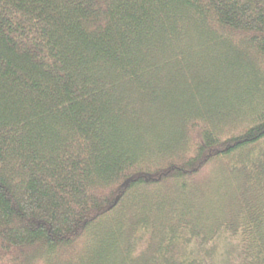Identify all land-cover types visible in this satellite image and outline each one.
I'll list each match as a JSON object with an SVG mask.
<instances>
[{
  "label": "trees",
  "instance_id": "obj_1",
  "mask_svg": "<svg viewBox=\"0 0 264 264\" xmlns=\"http://www.w3.org/2000/svg\"><path fill=\"white\" fill-rule=\"evenodd\" d=\"M0 264H264V0H0Z\"/></svg>",
  "mask_w": 264,
  "mask_h": 264
}]
</instances>
